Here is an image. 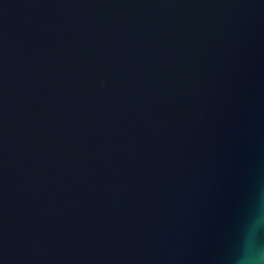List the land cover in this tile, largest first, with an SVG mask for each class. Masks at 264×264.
Returning <instances> with one entry per match:
<instances>
[{
  "label": "water",
  "instance_id": "1",
  "mask_svg": "<svg viewBox=\"0 0 264 264\" xmlns=\"http://www.w3.org/2000/svg\"><path fill=\"white\" fill-rule=\"evenodd\" d=\"M264 194V0H0V264H230Z\"/></svg>",
  "mask_w": 264,
  "mask_h": 264
},
{
  "label": "clouds",
  "instance_id": "2",
  "mask_svg": "<svg viewBox=\"0 0 264 264\" xmlns=\"http://www.w3.org/2000/svg\"><path fill=\"white\" fill-rule=\"evenodd\" d=\"M230 264H264V194L243 242L232 254Z\"/></svg>",
  "mask_w": 264,
  "mask_h": 264
}]
</instances>
